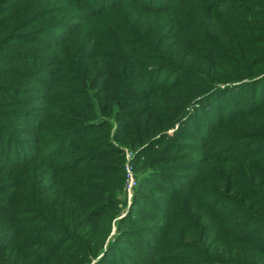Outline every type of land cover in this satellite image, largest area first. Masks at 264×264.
I'll return each mask as SVG.
<instances>
[{
  "label": "rangeland",
  "instance_id": "374dc122",
  "mask_svg": "<svg viewBox=\"0 0 264 264\" xmlns=\"http://www.w3.org/2000/svg\"><path fill=\"white\" fill-rule=\"evenodd\" d=\"M136 52L151 68H169L163 85L174 72L187 82L189 59L208 82L235 64L263 82L264 0H0V264H201L200 246L221 234L203 233L202 214L221 195L245 200L240 185L218 180L217 148L226 133L264 119V107L220 119L209 103L184 124L185 145L163 161L117 138L112 119L101 129L77 127L86 66L113 65L126 80ZM238 82L228 93L237 102ZM216 83L223 85L203 92ZM231 156L238 159L226 164L229 178L240 184L252 161ZM89 200L104 210L90 222Z\"/></svg>",
  "mask_w": 264,
  "mask_h": 264
},
{
  "label": "trees",
  "instance_id": "16d2710c",
  "mask_svg": "<svg viewBox=\"0 0 264 264\" xmlns=\"http://www.w3.org/2000/svg\"><path fill=\"white\" fill-rule=\"evenodd\" d=\"M112 54L117 59H121L120 52L113 51ZM134 55L136 58L133 61L132 71L126 80L123 79L122 70H116L113 65L86 66L85 74L80 78L79 84L82 85L81 89H85L82 91L87 92L84 96L87 100L81 104V108H78L83 111L81 118L78 116L79 120H74L78 124V128H87L89 127L87 125L96 123L101 129L105 125L108 127L110 119H112L115 122L114 133L117 138L126 139L143 155L149 154L151 160L163 161L171 150L185 145L184 138L187 135L184 132V124L191 123L198 111H204L209 103H217L215 109L220 113V119L223 118L224 111L227 113L226 115L234 119L235 113L241 116L264 107V105L260 106L261 102L264 103V93H262L264 90L260 89L261 93L256 92L257 87H263L264 81L254 80L251 77L252 69L245 65L240 67L235 64L225 76L210 75V82H208L198 73L202 69L201 67H197L190 59L184 60L195 67V70H187L192 78L187 76L189 79L186 82L174 72L168 76L172 77L171 83L163 85L169 78L165 80L159 76L169 68L166 66H152L151 68L148 64L141 62L142 59H145L143 53L136 52ZM175 69L177 72L180 71ZM169 71L166 70L165 73ZM216 80L223 85L216 83L207 94L206 91L203 92L205 87ZM238 80V85H242V91L240 90L236 94L239 97L237 102L236 99L230 98L228 93L235 92L233 87L237 86L230 82ZM244 91H247V94H244ZM68 94L73 96L74 101L83 97V92ZM260 94L263 98L260 97ZM221 103L223 104L221 105ZM99 112L111 118L100 117ZM86 115L91 118L87 119ZM173 126L176 128L169 133L168 129ZM245 128L244 132L232 130L230 133H226L223 138L224 142L217 148L216 153L217 160L223 163L218 165L216 171L218 180L222 183L225 179L224 186L240 185L241 188L238 192L245 200H236L230 196L221 195L217 200H212L211 215L202 214L207 222L204 226L201 224L203 233L217 229L221 234L218 237L214 236L215 239L210 243V247L207 243L200 246L202 251L199 254L201 255L205 251L200 260L201 264H264V169L260 170L261 168L256 166L257 164L264 168V119L257 116L255 120L247 123ZM104 136L108 138L109 133L106 132ZM74 137L73 140L76 141L78 139L85 140L84 136ZM75 147L81 148V144H77ZM60 150L62 151V149ZM152 151L153 153H151ZM239 152L244 155L243 158L247 157L253 163H245L250 168L244 172L249 174L241 176L240 184H233L228 172L233 166L226 164L238 159L237 156L233 158L231 153ZM260 153L263 155L259 156ZM202 162L203 160L196 164L202 165ZM224 171H227L226 175L223 174ZM107 173L108 170L104 169L98 174V177H104L108 175ZM89 187L93 188L94 186L89 185ZM97 193L100 194L99 190ZM209 195L212 197L215 194L210 193ZM98 197L99 195L95 196V198ZM98 201L89 200L84 207V209L88 208L85 216L88 222L104 215L103 206ZM219 203H221L219 208H222L223 212L220 219L216 220L215 210ZM230 207L231 209L227 211L226 209ZM237 213L241 216L235 219ZM211 220L213 221L211 222Z\"/></svg>",
  "mask_w": 264,
  "mask_h": 264
}]
</instances>
